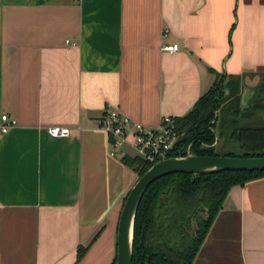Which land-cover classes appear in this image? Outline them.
<instances>
[{"label":"crops","instance_id":"obj_1","mask_svg":"<svg viewBox=\"0 0 264 264\" xmlns=\"http://www.w3.org/2000/svg\"><path fill=\"white\" fill-rule=\"evenodd\" d=\"M216 76L240 78L242 108L264 86V0H0V118L17 121L0 133V264H113L138 174L99 118H182ZM193 264H264V177L230 189Z\"/></svg>","mask_w":264,"mask_h":264},{"label":"trees","instance_id":"obj_2","mask_svg":"<svg viewBox=\"0 0 264 264\" xmlns=\"http://www.w3.org/2000/svg\"><path fill=\"white\" fill-rule=\"evenodd\" d=\"M240 87L239 77L216 76L193 109L174 119L179 137L172 157L188 152L205 157H264V86L255 91L245 109ZM218 132L236 141L243 154L216 153ZM124 162L139 178L147 171L135 158ZM263 177L264 172L179 173L156 180L137 210L132 264H193L230 189Z\"/></svg>","mask_w":264,"mask_h":264},{"label":"built area","instance_id":"obj_3","mask_svg":"<svg viewBox=\"0 0 264 264\" xmlns=\"http://www.w3.org/2000/svg\"><path fill=\"white\" fill-rule=\"evenodd\" d=\"M169 31L163 30L162 38L167 39ZM165 52L179 50L177 44L162 45ZM99 127L105 132L109 145V155L113 158L119 156L125 146L133 152L137 159L147 170L163 160L172 158L179 137L174 119L161 118L156 127H145L133 121L117 110L107 109L98 120ZM17 126V121L6 114L0 118V133L6 134ZM52 137H65L69 135L67 128H50Z\"/></svg>","mask_w":264,"mask_h":264},{"label":"water","instance_id":"obj_4","mask_svg":"<svg viewBox=\"0 0 264 264\" xmlns=\"http://www.w3.org/2000/svg\"><path fill=\"white\" fill-rule=\"evenodd\" d=\"M222 172H264V157H205L188 152L150 167L128 193L119 218L115 264H132L133 229L137 210L146 189L156 180L171 174H218Z\"/></svg>","mask_w":264,"mask_h":264},{"label":"rangeland","instance_id":"obj_5","mask_svg":"<svg viewBox=\"0 0 264 264\" xmlns=\"http://www.w3.org/2000/svg\"><path fill=\"white\" fill-rule=\"evenodd\" d=\"M227 81L228 80H226L225 83ZM249 84H252V82L247 81V84H245L244 92L242 93L243 94L242 98H243L244 103L246 101V96L251 92L249 89L251 86H249ZM243 106H244V109L247 107V105L245 106V104H243ZM220 117H221V115L219 114V119H220ZM215 131L217 133V129ZM216 143H217V145L215 147V152L218 154L233 153V154L238 155V156L243 154L241 152V150L239 149L236 141L230 140V139H225V138L221 137L219 135V132H218V138H217ZM201 215H203V214H201Z\"/></svg>","mask_w":264,"mask_h":264}]
</instances>
